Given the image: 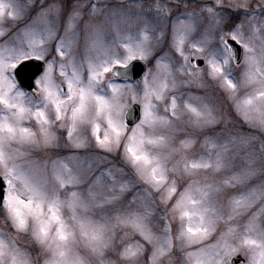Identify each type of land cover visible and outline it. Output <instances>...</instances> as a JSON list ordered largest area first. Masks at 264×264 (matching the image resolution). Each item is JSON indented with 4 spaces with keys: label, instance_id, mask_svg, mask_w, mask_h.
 I'll return each instance as SVG.
<instances>
[{
    "label": "snow or ice",
    "instance_id": "snow-or-ice-1",
    "mask_svg": "<svg viewBox=\"0 0 264 264\" xmlns=\"http://www.w3.org/2000/svg\"><path fill=\"white\" fill-rule=\"evenodd\" d=\"M189 3L0 0V264H264V0Z\"/></svg>",
    "mask_w": 264,
    "mask_h": 264
},
{
    "label": "rangeland",
    "instance_id": "rangeland-1",
    "mask_svg": "<svg viewBox=\"0 0 264 264\" xmlns=\"http://www.w3.org/2000/svg\"><path fill=\"white\" fill-rule=\"evenodd\" d=\"M37 2H39V0H37ZM72 2V0H68V4L70 5ZM94 2H96L98 5H104L106 6L105 8L102 9V12L100 15H98L95 19L97 20H103V12L104 11H110L112 8H116L118 10V16H119V13L120 12H123L125 15L131 13V14H135L138 9L136 8V5L137 4H140L143 8H147V6L151 3H154V0H94ZM229 2V0H224V3L227 4ZM250 2L254 5L255 3L258 2V0H250ZM199 6V0H196V2H191L190 0V3H189V8H192V7H198ZM183 8V7H181ZM182 11V9H179ZM178 9H173V15H175V13L177 11H179ZM225 11H227V9H225ZM148 15H154V13L152 12H149ZM240 16V13L239 12H233L232 13V20H236L238 17ZM31 18V13L29 14L28 18L27 19H30ZM24 22H27L26 20ZM0 26H3L5 28H8L10 27V22H5L3 23L2 25ZM19 26V24L17 25V27ZM106 27L108 28V36L107 38L108 39H111L112 35H114V33L111 31L110 29V26L109 25H106ZM140 27V22H137L136 24L133 25V27L130 29V31L133 33V35H135L138 31ZM121 29L122 31H127L129 29H127V26L126 25H121ZM246 30H247V26H246ZM15 31V28H12L11 31H9L8 33V36H11L12 35V32ZM168 37L165 38L164 41L161 42V44L157 45L156 46V49L153 53V55L151 57H149L148 61H147V64H148V68H151L154 66V63H155V57L156 56H159L163 51L165 50H168V39H170V32H171V25L169 23L168 25ZM8 37H0V40H3V39H7ZM82 50H83V41L81 40L80 42V53L82 54ZM242 67V66H241ZM241 70L240 67H237L234 69V75H237L239 74V71ZM192 91H203V90H200V89H196V88H192L191 89ZM246 91L245 88H240L239 89V92H238V95H243V93ZM212 93L213 95L215 96H218L221 101L224 103L225 107H229L230 106V101H227L224 99V94L223 92H221L219 89L216 88L215 85L212 86ZM233 118L234 120L237 122V123H240L242 125V127L244 128L245 131H251V129L248 128L247 125H243L242 121L240 120V118L238 116L235 115V113L233 112ZM32 125L34 126V121L32 122ZM231 125H229V128L231 129ZM57 132H58V135L60 136V142H61V148H58V149H49V150H43V151H34L32 153V155L34 157H40V158H44L45 155H47V158L48 159H54L55 157L57 156H64L66 155L69 151H73V149H70L68 148L66 145H65V139H66V130L65 129H57ZM81 152H83L84 150H79ZM202 151H206V149H203L199 142L197 143L196 147L194 149H192V153L193 154H199L200 152ZM242 161L240 160V158L238 157L237 158V161H236V165L237 166H241L242 165ZM201 175H203V173H201ZM245 190V186H238L236 187L235 189H227L225 191V193H222L221 195L223 196H226L232 192H240V191H243ZM63 195V193H62ZM254 210V209H253ZM225 211H227V209H225ZM251 212H249L248 214H246L245 216L241 217L240 218V222L242 223L244 219L247 218V215H250ZM0 227H4V225L2 223H0ZM155 227H159V225H156ZM220 228H223L224 227V222H221L220 223ZM8 230H11L10 228ZM175 230H176V223L174 222L173 224V232L175 233ZM28 237L24 234H21L20 236H18V242L21 243V246H24V247H29L31 249V247H33L32 245H27V244H24V241L27 240ZM216 239V234H213L207 241H205V243H211L212 241H214ZM34 255V253H33ZM108 255H112L111 252L108 253ZM173 258L175 260V264H181V254L179 252V250H174L173 251Z\"/></svg>",
    "mask_w": 264,
    "mask_h": 264
},
{
    "label": "water",
    "instance_id": "water-1",
    "mask_svg": "<svg viewBox=\"0 0 264 264\" xmlns=\"http://www.w3.org/2000/svg\"><path fill=\"white\" fill-rule=\"evenodd\" d=\"M137 66H138L139 68H145V67L148 68L147 63L144 62V61H139ZM21 86H23V87H25V88L28 89V82L25 81ZM133 111L136 112V111H138V110H137V109H134Z\"/></svg>",
    "mask_w": 264,
    "mask_h": 264
},
{
    "label": "flooded vegetation",
    "instance_id": "flooded-vegetation-1",
    "mask_svg": "<svg viewBox=\"0 0 264 264\" xmlns=\"http://www.w3.org/2000/svg\"><path fill=\"white\" fill-rule=\"evenodd\" d=\"M179 9H182V11H185V10H186V9H184V8H179ZM179 9H178V10H179ZM179 11H181V10H179ZM26 90H27V89H26Z\"/></svg>",
    "mask_w": 264,
    "mask_h": 264
}]
</instances>
